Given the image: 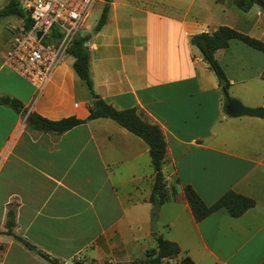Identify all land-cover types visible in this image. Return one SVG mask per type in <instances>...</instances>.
Returning <instances> with one entry per match:
<instances>
[{
	"label": "crops",
	"instance_id": "0c3cea01",
	"mask_svg": "<svg viewBox=\"0 0 264 264\" xmlns=\"http://www.w3.org/2000/svg\"><path fill=\"white\" fill-rule=\"evenodd\" d=\"M114 6L111 0L85 43L88 70L104 102L136 107L163 134L167 198L156 223L179 248L163 264L184 255L194 264H264V117L223 112L216 76L189 43L190 35L221 25L264 42V9L242 11L233 0H137L122 4L133 12L118 18ZM214 57L229 97L264 108V53L231 38ZM72 61L66 54L37 95L0 63V97L49 120L84 119L91 96ZM152 181L146 144L112 120L93 118L55 134L28 128L0 103V264H52L16 237L62 264L135 260L162 237L148 229ZM185 184L206 205L226 190L253 205L237 217L218 210L195 221ZM9 210L13 235L4 232Z\"/></svg>",
	"mask_w": 264,
	"mask_h": 264
},
{
	"label": "trees",
	"instance_id": "16d2710c",
	"mask_svg": "<svg viewBox=\"0 0 264 264\" xmlns=\"http://www.w3.org/2000/svg\"><path fill=\"white\" fill-rule=\"evenodd\" d=\"M110 1L111 0H103L101 12L93 28L95 31H97L105 22ZM233 3L242 11H246L253 4H258L260 7L264 6V0H233ZM5 15H15L17 17L23 16V12L16 0H7L0 8V16ZM89 38V33L77 35L67 49V54L73 58L72 69L74 73L83 81L91 96L87 109L88 114L84 119L67 116L57 120H49L34 112H26L22 107L21 102L15 98H10L8 106L24 117V124L28 128L35 130L59 134L73 126L85 122L86 120L101 117L112 120L120 127L137 136L147 146L148 157L153 171V181L148 201L153 205L159 206L167 198L166 184L161 172L162 160L165 152V141L161 129L156 123L145 120L142 117V114L137 111L136 107L115 109L94 93L88 70V48L85 45ZM231 38L237 39L264 53L263 41L225 25L218 26L211 32L202 31L189 36L190 45L194 46L199 51L208 69H210L217 78L223 80V84L220 86L222 94L221 109L223 112H225V102L230 99L227 93L228 82L214 57V51L219 48H225L228 44V40ZM262 78H264V70L262 72ZM182 192L184 199L189 206L190 213L195 221H200L210 213L218 210L225 211L231 217H237L253 205L252 199L235 193L232 190L224 191L218 198L208 205L201 201L190 185L185 184L182 187ZM13 225V213L9 210L4 222V232L13 235L11 232ZM16 238L28 249L35 251L40 257L50 263L62 264L55 258L49 257L46 253L36 250L29 242L19 237ZM178 252L179 248L176 243L157 235L155 236V246L146 249L140 259L115 264H163L164 259L174 257ZM175 264H194V262L187 255H184Z\"/></svg>",
	"mask_w": 264,
	"mask_h": 264
},
{
	"label": "built area",
	"instance_id": "2783aa9c",
	"mask_svg": "<svg viewBox=\"0 0 264 264\" xmlns=\"http://www.w3.org/2000/svg\"><path fill=\"white\" fill-rule=\"evenodd\" d=\"M24 10L12 27L1 66L24 79L37 95L48 82L96 0H16Z\"/></svg>",
	"mask_w": 264,
	"mask_h": 264
},
{
	"label": "rangeland",
	"instance_id": "374dc122",
	"mask_svg": "<svg viewBox=\"0 0 264 264\" xmlns=\"http://www.w3.org/2000/svg\"><path fill=\"white\" fill-rule=\"evenodd\" d=\"M6 1L7 0H0V8L6 3ZM114 2H115V6L113 10L116 16L119 18V16L123 13V11L128 10V9L130 10V8L128 7H133L137 3V0H114ZM102 4H103V0H96L94 2L88 14L86 15V18L83 22V26L78 31V35H84L87 33L90 34V31L94 30L93 28L101 12ZM122 4L127 5L128 7L124 8ZM21 11L24 13V10L22 8H21ZM130 12H133L132 9L130 10ZM136 16H137L136 14L133 15L135 19H136ZM17 18L18 17L15 15L0 16V63H1L2 54L4 50L6 49L9 39L11 38L12 27L17 23ZM1 70L2 72L3 71L8 72V69L5 67H2ZM159 223H160V220L157 223H155V227L157 225L156 229L162 232ZM162 237L166 238L167 234L165 232H162ZM141 257L142 255L139 254L135 258L140 259Z\"/></svg>",
	"mask_w": 264,
	"mask_h": 264
},
{
	"label": "water",
	"instance_id": "95a60500",
	"mask_svg": "<svg viewBox=\"0 0 264 264\" xmlns=\"http://www.w3.org/2000/svg\"><path fill=\"white\" fill-rule=\"evenodd\" d=\"M262 9H264V6H261ZM94 30L90 31V36L93 37ZM217 83L219 86L223 84V80L221 78H216ZM0 103L2 104H8L9 98L8 97H0ZM224 110L228 115L231 116H252V117H258L263 118L264 117V108L263 107H248L245 105H242L237 99L230 98L228 101L224 104ZM157 205H152L149 213H148V229L149 231L153 232L155 231V223L157 218Z\"/></svg>",
	"mask_w": 264,
	"mask_h": 264
}]
</instances>
